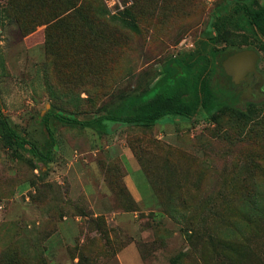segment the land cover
<instances>
[{
	"label": "rangeland",
	"instance_id": "374dc122",
	"mask_svg": "<svg viewBox=\"0 0 264 264\" xmlns=\"http://www.w3.org/2000/svg\"><path fill=\"white\" fill-rule=\"evenodd\" d=\"M23 1H12L14 14L29 13ZM251 2L86 0L84 18L25 35L0 0V106L42 150L46 112L84 119L115 108L152 87L169 64L184 75L206 67L221 103L152 127L56 125L53 163L38 168L6 145L0 129V253L16 248L18 264H217L212 251L227 252L214 241L223 239L246 253L237 264H264V35L233 29L250 36L244 48L258 54L256 72L239 83L212 57L224 44L210 40L217 17ZM127 9L134 29L121 20ZM247 188L262 202L259 216L247 205ZM162 200L178 204L175 219Z\"/></svg>",
	"mask_w": 264,
	"mask_h": 264
},
{
	"label": "trees",
	"instance_id": "16d2710c",
	"mask_svg": "<svg viewBox=\"0 0 264 264\" xmlns=\"http://www.w3.org/2000/svg\"><path fill=\"white\" fill-rule=\"evenodd\" d=\"M12 1L14 2V0H6L4 9L12 13L9 17L20 28L25 29V35L31 33L36 26L48 24L58 19L85 17L80 11L83 9L86 0H27L23 1L22 5L25 4L23 9L28 10L29 13L17 12V14L12 12V9H15L12 6ZM121 20L128 28H136L128 9L121 12ZM233 29L240 32L258 30L264 35L263 2L253 0L249 4L237 3L231 12L216 18L213 24L215 34L210 40L213 45L224 44V49L212 52V57L219 62L218 67L222 72L224 70L221 65L222 62L218 60L219 56L223 55L226 58L234 51L245 49L244 47L250 45L251 42L250 36L234 32ZM260 48L264 50V45H260ZM219 106H221V103L212 85V75L208 73L206 67H202L194 75H184L178 71V68L169 64L165 67V74L152 87L136 95L123 96L115 108H103L98 112L87 115L88 117L84 119L55 110L46 112L40 118V123L47 138L45 150H42L35 141L22 136L9 123L1 106L0 129L6 145H13L16 149L25 151L34 160L38 168L46 167L53 163L56 147L54 126L56 125L99 131L105 130L106 122L152 127L164 117L180 116L189 119L198 110L209 113ZM247 117L249 116L246 113L239 112V119L242 120ZM250 120V118H247V121ZM156 191L160 196L163 191L162 186L157 187ZM245 191L248 194L253 193V196H247V205L259 216L262 202L257 198L258 193H255V188H247ZM50 201L52 202L50 211L52 209L55 210V197H50ZM161 204H164L163 200ZM163 206L166 213L175 219L179 211L178 204L169 200ZM99 220L101 219L97 217L91 222L99 224ZM96 229L99 230L98 228ZM45 233L42 232V234ZM189 239L194 241L197 238L193 234V236H189ZM214 243L221 252L228 253L220 254L212 251L213 260L217 264H237L239 259H245L246 253L236 243L223 239H215ZM39 249L41 250L40 246ZM230 254H232L233 258ZM200 256L204 262L210 259V255L205 249L200 253ZM236 256L238 257L236 258ZM18 261L17 249L14 247H10V250L7 249L0 253V264H18Z\"/></svg>",
	"mask_w": 264,
	"mask_h": 264
},
{
	"label": "water",
	"instance_id": "95a60500",
	"mask_svg": "<svg viewBox=\"0 0 264 264\" xmlns=\"http://www.w3.org/2000/svg\"><path fill=\"white\" fill-rule=\"evenodd\" d=\"M258 54L251 49L234 51L222 61L224 72L231 76L235 83H239L248 73L256 72Z\"/></svg>",
	"mask_w": 264,
	"mask_h": 264
}]
</instances>
